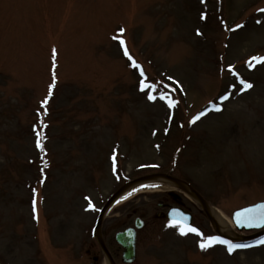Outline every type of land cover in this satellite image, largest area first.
Listing matches in <instances>:
<instances>
[{
    "label": "rangeland",
    "instance_id": "obj_1",
    "mask_svg": "<svg viewBox=\"0 0 264 264\" xmlns=\"http://www.w3.org/2000/svg\"><path fill=\"white\" fill-rule=\"evenodd\" d=\"M262 9L264 0H0V262L109 264L95 236L101 211L123 185L158 173L199 191L231 224L227 235H256L232 216L264 201V64L249 67L264 57ZM171 191L203 237L156 218ZM139 217L133 264H264L260 242L202 250L219 234L174 187L106 214L117 264L116 235Z\"/></svg>",
    "mask_w": 264,
    "mask_h": 264
},
{
    "label": "water",
    "instance_id": "obj_2",
    "mask_svg": "<svg viewBox=\"0 0 264 264\" xmlns=\"http://www.w3.org/2000/svg\"><path fill=\"white\" fill-rule=\"evenodd\" d=\"M156 181L167 183L172 187L186 193L188 196L192 197L194 200L200 203L203 208V211L206 213L213 227L217 230L220 236L229 238L231 240H238V239L251 240L257 238L258 236L264 235V222L261 221V217L262 215H264V209L261 208V205H264V201L238 209L234 212L232 216V220L239 231H246V232L259 231V232L256 235L249 237L229 236L222 232L220 224L218 223L216 217L211 212V206L208 203V201L191 184H189L188 182L182 179L174 177L170 174H166V173L152 174V175L140 177L123 185L111 197V199L107 202V204L101 211L97 223V227L95 230V236L106 258L108 259L109 264H116V261L114 260L112 254L110 253L102 234V227L106 214L113 206V204L126 191H128L132 187L139 184H145ZM170 195L174 196L175 198L182 199V197L176 192H170ZM180 204L182 205L184 203H180ZM173 213H178L179 215L174 216ZM156 218L157 219L166 218L171 222L178 223L186 227L192 226L194 223L193 213L185 211L182 207L171 208L167 213L159 212L156 214ZM144 227H145V221L139 217L136 219L134 227L128 228L125 231H121L117 233L116 240L119 243V245L124 249L123 257H122L124 263L133 264L136 261L138 255V232ZM0 264L2 263L0 262Z\"/></svg>",
    "mask_w": 264,
    "mask_h": 264
},
{
    "label": "snow or ice",
    "instance_id": "obj_3",
    "mask_svg": "<svg viewBox=\"0 0 264 264\" xmlns=\"http://www.w3.org/2000/svg\"><path fill=\"white\" fill-rule=\"evenodd\" d=\"M262 11H264V9H262ZM206 18V17H205ZM239 27H243V25L239 26ZM236 29H233V31H235ZM199 34V33H198ZM121 43H123V41H121ZM125 55H129L128 54V51H127V48L125 47ZM53 55H55V50H53ZM129 59L131 60V56L129 55ZM255 63H259V64H264V57H257V56H254L252 57V59L249 61V67H254L255 66ZM133 66L136 67V68H140V66L138 64L135 63V61H133ZM141 75L143 76L144 73H143V70L141 69ZM53 79L55 80V75L53 76ZM240 83L244 86V90H248V89H251L253 87V85L251 83H246L245 81L241 80ZM142 84V88L141 90H144V86H143V81L141 82ZM148 87H152L154 88L155 85H151V86H148ZM50 88H55V83H53ZM50 98V97H49ZM148 99L150 100H156L157 97L155 95H149L148 96ZM160 99H164V100H167V103H168V106L169 107H175L177 102L172 100V99H169L168 97H165L163 94L160 95ZM224 99H228L227 96L224 97ZM44 104L46 105L47 104V100L44 101ZM216 111H220L221 109L219 108H216L215 109ZM200 119V116H197L195 117L191 123L195 124L197 122V120ZM46 127V125H45ZM37 135L39 136V133H37ZM37 146L40 147L41 151H43V146L42 144L40 143V140H37ZM35 200L33 201V207L35 208ZM261 208L264 209V205H261ZM174 216L176 215H179L178 213H173ZM37 219H38V216H37ZM261 221L264 222V215H262L261 217ZM169 226H173V225H169ZM180 233L181 235H187L188 233H195L196 235L198 236H201L203 237V233L199 232V230L195 227H187L186 229L184 227H181L180 228ZM221 244V245H224L226 248H227V251L229 253H232L233 251H235L236 249H240V248H245V247H249V245H246V244H235L229 240H224V239H221L220 237L218 236H215V237H207V238H204L202 240V242L200 243V248L202 250H207L208 248L212 247L213 244ZM260 243H264V241H260Z\"/></svg>",
    "mask_w": 264,
    "mask_h": 264
},
{
    "label": "bare ground",
    "instance_id": "obj_4",
    "mask_svg": "<svg viewBox=\"0 0 264 264\" xmlns=\"http://www.w3.org/2000/svg\"><path fill=\"white\" fill-rule=\"evenodd\" d=\"M171 185L164 183V182H149L145 184H139L128 191H126L114 204H118L121 202L128 201L130 199L135 198L136 196L142 194V193H147V192H153V191H159V190H170ZM112 206V207H113ZM111 207V209H112ZM110 209V210H111ZM109 210V211H110ZM211 212L212 214L216 217L218 223L220 224V227L222 229V232L227 234V232H230V223L223 217V215L217 210L211 207Z\"/></svg>",
    "mask_w": 264,
    "mask_h": 264
},
{
    "label": "flooded vegetation",
    "instance_id": "obj_5",
    "mask_svg": "<svg viewBox=\"0 0 264 264\" xmlns=\"http://www.w3.org/2000/svg\"><path fill=\"white\" fill-rule=\"evenodd\" d=\"M169 197H170L171 201H169V199H166V200H164V202L159 203L160 211L168 212L171 208L179 207V206L184 208L186 211H188L186 209L184 198H182V199L175 198L174 196H171V195H169ZM180 203H184V204L181 205ZM162 220H167V219H162ZM138 236H139V233H138ZM123 251H124V249H123ZM122 257H123V254H122ZM95 259L98 260V257H96Z\"/></svg>",
    "mask_w": 264,
    "mask_h": 264
}]
</instances>
